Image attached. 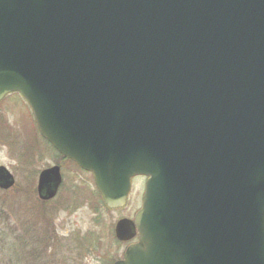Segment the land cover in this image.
<instances>
[{
    "label": "water",
    "instance_id": "95a60500",
    "mask_svg": "<svg viewBox=\"0 0 264 264\" xmlns=\"http://www.w3.org/2000/svg\"><path fill=\"white\" fill-rule=\"evenodd\" d=\"M16 91L106 206L149 176L114 264H264V0H0ZM62 179L42 170L40 198Z\"/></svg>",
    "mask_w": 264,
    "mask_h": 264
},
{
    "label": "rangeland",
    "instance_id": "374dc122",
    "mask_svg": "<svg viewBox=\"0 0 264 264\" xmlns=\"http://www.w3.org/2000/svg\"><path fill=\"white\" fill-rule=\"evenodd\" d=\"M62 157L42 137L20 94L0 102V166L16 180L0 188V264H112L123 257L129 242L116 238L115 225L133 218L142 183L136 181L124 207L110 208L93 174ZM52 165L61 167L63 182L58 195L45 201L38 178Z\"/></svg>",
    "mask_w": 264,
    "mask_h": 264
},
{
    "label": "flooded vegetation",
    "instance_id": "af4514ba",
    "mask_svg": "<svg viewBox=\"0 0 264 264\" xmlns=\"http://www.w3.org/2000/svg\"><path fill=\"white\" fill-rule=\"evenodd\" d=\"M56 153H57V155L59 154L57 151H56ZM63 159L65 158V157H62ZM65 160H66V158H65ZM68 160V159H67ZM39 179V178H38ZM137 180H139L141 183H142V191H141V203L143 204V198H144V193H145V189H146V183H147V180H148V176H146V175H137V176H135L134 178H133V184H132V189H133V187L135 186V183H136V181ZM61 186H62V184H61ZM61 186H60V188H61ZM132 189H131V191H132ZM58 193H59V191H58ZM130 194H131V192H130ZM58 195V194H57ZM50 201V200H49ZM142 204L139 206V208L137 209V211L141 208V206H142ZM136 211V212H137ZM136 212L134 213V215L136 214ZM134 217V216H133ZM135 240H137V239H134V241Z\"/></svg>",
    "mask_w": 264,
    "mask_h": 264
},
{
    "label": "trees",
    "instance_id": "16d2710c",
    "mask_svg": "<svg viewBox=\"0 0 264 264\" xmlns=\"http://www.w3.org/2000/svg\"><path fill=\"white\" fill-rule=\"evenodd\" d=\"M101 203V202H100ZM104 204V203H103ZM105 205V204H104ZM97 207H98V204H97Z\"/></svg>",
    "mask_w": 264,
    "mask_h": 264
}]
</instances>
